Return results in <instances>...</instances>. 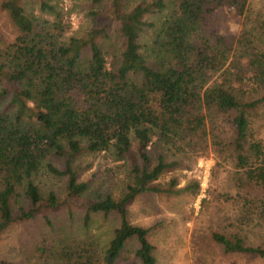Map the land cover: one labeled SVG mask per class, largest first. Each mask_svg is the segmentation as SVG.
<instances>
[{
    "label": "trees",
    "instance_id": "obj_1",
    "mask_svg": "<svg viewBox=\"0 0 264 264\" xmlns=\"http://www.w3.org/2000/svg\"><path fill=\"white\" fill-rule=\"evenodd\" d=\"M24 1L34 0H0V235L66 206L71 223L84 211L81 223L55 229L45 217L34 264H118L131 240L139 264H158L155 227L131 223L128 205L145 194L194 199L199 181L160 179L211 150L228 174L201 200L218 207L209 240L264 259V12L250 0H91L102 25L65 38L55 5L37 0L34 13ZM102 152L129 166L117 198L80 180L78 159ZM42 168L63 181L60 196L41 192ZM98 215L117 224L105 246L90 230Z\"/></svg>",
    "mask_w": 264,
    "mask_h": 264
},
{
    "label": "rangeland",
    "instance_id": "obj_2",
    "mask_svg": "<svg viewBox=\"0 0 264 264\" xmlns=\"http://www.w3.org/2000/svg\"><path fill=\"white\" fill-rule=\"evenodd\" d=\"M46 1L55 5L64 19L69 22V28L64 34L65 38L81 36L90 28L101 26L106 19L104 12L98 10L91 0ZM131 1L134 4L140 0ZM250 2L253 7L260 8L264 12V0H250ZM23 3L28 11L38 12L39 1ZM99 12L101 14L98 15ZM217 17L225 23L233 17V14L223 7L217 11ZM0 28L8 33V23L2 14H0ZM115 28V23L110 25L111 31ZM143 40H147V36H143ZM77 162L82 171L80 180H90L91 187H96L103 194H110L114 198L120 196L127 183L125 175L129 166L125 161H118L111 152H102L95 156L83 155ZM46 163L62 169L59 161L52 156L46 159ZM182 166L164 174L160 183L164 184L175 178L178 187H182L191 180L199 181L200 192L194 199L188 194L179 197L145 194L133 200L127 209L131 223L155 227L153 241L157 246L158 264H264V259L223 254L218 246L209 240L208 235L214 226L213 220H216L215 212L218 211V207H213L212 204L202 207L201 200L208 199L206 194L208 188L212 194L214 190L225 189L228 168L225 166V171L216 166L211 150L207 157L196 162L184 163ZM62 184L63 181L49 174L46 168H42L37 176V185L44 195L51 191L60 196ZM13 204L14 207L18 206L16 202ZM83 214V210H76L71 223L66 206L58 209L43 208L34 221L13 224L0 235V261L34 264L35 258L30 257L29 248L47 230L44 227V218H50L55 229L63 226L66 230L67 226L76 227L80 224ZM116 225L113 217L98 215L94 217L90 230L101 245L105 246L111 230ZM136 247L134 240L129 241L118 264H139L134 255Z\"/></svg>",
    "mask_w": 264,
    "mask_h": 264
}]
</instances>
